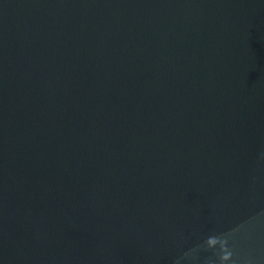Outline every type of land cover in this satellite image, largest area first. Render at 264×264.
Returning a JSON list of instances; mask_svg holds the SVG:
<instances>
[{
	"label": "water",
	"instance_id": "1",
	"mask_svg": "<svg viewBox=\"0 0 264 264\" xmlns=\"http://www.w3.org/2000/svg\"><path fill=\"white\" fill-rule=\"evenodd\" d=\"M213 235L264 264V0H0V264H220Z\"/></svg>",
	"mask_w": 264,
	"mask_h": 264
},
{
	"label": "clouds",
	"instance_id": "2",
	"mask_svg": "<svg viewBox=\"0 0 264 264\" xmlns=\"http://www.w3.org/2000/svg\"><path fill=\"white\" fill-rule=\"evenodd\" d=\"M210 237H212V238L210 239L208 237V239L206 240V244H207L208 248L216 249L217 247H219V250H220V253H221V255H220V264H226L225 258L222 255V249L225 246L229 247V243H228L227 237H215L214 235L210 236ZM213 240H215L216 242L213 243ZM229 255L231 256V253Z\"/></svg>",
	"mask_w": 264,
	"mask_h": 264
}]
</instances>
